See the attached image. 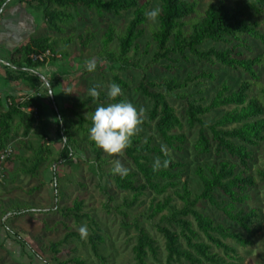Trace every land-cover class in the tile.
<instances>
[{"label": "trees", "instance_id": "16d2710c", "mask_svg": "<svg viewBox=\"0 0 264 264\" xmlns=\"http://www.w3.org/2000/svg\"><path fill=\"white\" fill-rule=\"evenodd\" d=\"M22 3L41 7L43 24L58 37L32 36L7 58L0 56L4 80L15 82L12 92L28 95L21 100L15 95L0 99V164L14 159L19 165L16 171L36 181L31 192L44 185L43 173L51 170L56 203L39 214L54 213L74 223L87 219L92 228H98L83 211L81 199L59 204L63 194L53 164L70 161L79 152L88 158L92 172L123 193L114 210L135 232L130 249L134 264H148L147 256L154 264H242L236 248L228 242L240 248L250 246L248 236L259 220L258 210L247 209L246 203L252 199L256 184L264 183V168L252 167L255 151L264 146V86L259 76L264 65V33L260 30L264 27V0L245 1L243 10L217 0L201 11L194 0H156L152 8L158 9L154 25L148 22L150 0H0V17L11 6ZM79 8L92 11L99 19L123 13L130 17L120 31L111 24L100 33L83 26L73 36L68 28ZM244 10L249 18L244 16ZM74 43L79 54L92 43L96 68L103 64L110 83H118L121 93L110 98L108 87L95 82L83 83L85 92L79 96L61 91V108L52 105V114L55 134L63 144L54 155L39 123L44 119V109L33 95L43 80L34 72L67 56L66 48ZM192 62L205 67L190 68L181 75L149 74L156 66L173 71L180 63ZM215 67L241 72L244 78L234 83L226 78L219 81L211 70ZM130 71L138 73L133 91L148 107L130 143L121 151L131 165L121 174L114 172V167L107 168L109 153L89 138L88 129L97 105L126 100L122 93L127 92L128 82L121 75ZM98 74L106 83L105 73ZM60 77L46 79L49 90L59 84ZM92 86L99 91L97 97L89 95ZM170 100L180 103L181 117ZM184 126L189 130L197 128L192 144L195 156L212 154L214 158L193 167L195 190L187 181L180 183L184 164L169 154L182 152L186 144ZM146 128L152 133L141 131ZM10 142L17 154L7 149ZM157 158L161 164L154 167ZM148 192L152 197L147 208L138 211ZM204 205L231 226L205 215L201 211ZM34 211L29 205L14 203L1 215L15 219ZM158 215L156 229L163 239L164 263L158 262V246L142 224L144 219ZM73 239L84 245L75 231L67 230L60 239L46 244L42 237L35 236L32 240L36 251L31 252L45 264H86L77 256L61 257L62 249ZM87 242L92 254L103 262L99 253L103 239L92 231Z\"/></svg>", "mask_w": 264, "mask_h": 264}, {"label": "rangeland", "instance_id": "374dc122", "mask_svg": "<svg viewBox=\"0 0 264 264\" xmlns=\"http://www.w3.org/2000/svg\"><path fill=\"white\" fill-rule=\"evenodd\" d=\"M10 0H7L9 2ZM198 10H203L208 3L216 2L217 0H194ZM227 6L242 8V4L248 0H220ZM156 5V0H150L149 13ZM73 13V9H69ZM78 15L73 13L74 21L68 28L69 33L73 36L82 31V27L86 26L98 33L103 30L107 24H111L116 30L120 31L129 19V13H123L121 16L112 17L106 15L105 18L99 19L92 11L79 8ZM244 16L249 18V14L244 10ZM148 22L151 25L155 24L154 18L149 17ZM261 32L264 33V27ZM49 36L58 37L54 33L48 31L43 24L42 8L35 7L34 4L27 3L17 4L8 8L0 17V56L8 57L10 52H13L20 45L27 42L32 36ZM148 35H146V40ZM264 50V48H262ZM67 56L59 57L57 62L48 63L42 68L35 70V74L41 76L43 84L40 85L38 93L33 95L38 99L43 106L44 119L39 122L43 129L50 147L54 155L62 147V140L55 134V120L52 114V105L57 109L61 108V91L69 92L73 96H79L84 93V84L88 82H95L102 87H108L110 84L109 75L106 73L104 65L100 64L99 68L88 71L86 63L90 58L95 59L93 54L95 48L90 43L82 53H78L77 45L70 44L67 48ZM5 63V62H3ZM205 67L199 66L195 63L183 64L180 63L179 68L173 71H167L162 66H156L150 71L151 77H160L162 75H181L186 73L190 68L196 69ZM220 81L221 79H228L229 82L234 83L239 79H243L244 75L241 72L229 71L220 67L211 68ZM98 72H104L106 83L101 80ZM60 75V81L53 90H49L46 84V79H52ZM260 81L264 86V65L259 70ZM122 79L128 82V90L122 93L127 101L132 102L137 108L148 107L144 100L139 99L133 91L138 80V73L130 71L128 74H122ZM212 87L215 83H211ZM15 82L11 80H4V72L0 68V99L8 95H15L21 100L23 94L13 93ZM49 92H51L49 94ZM49 98V99H48ZM170 104L175 109L176 114L181 117V105L175 100H170ZM144 133H152L149 129H141ZM183 133L186 137V144L181 153L170 154L174 161H179L184 164V173L180 179V183L187 181L190 188L195 190L196 181L192 175L193 167L196 164L212 161L213 155L195 156L192 150V144L195 140L197 128L187 129L183 127ZM11 152L17 154L18 150L13 148L12 142L7 147ZM27 155V153H23ZM107 168L115 167L116 162L124 168H130V162L121 152L109 153L107 159ZM252 167L264 168V146L258 148L254 154V162ZM88 158L84 154L77 152L70 161L64 163L53 164L54 173L57 182L62 191L63 197L59 201L60 205H68L74 198L83 201V211L94 219L98 224V228H92L87 219H82L78 223H74L71 219H62L59 215L49 213L47 215L39 214V211H46L53 207L56 200L53 198V179L51 170L43 173L44 185L36 192H31V189L36 185V181L32 180L22 173H18V163L11 159L7 163L0 164V264H45L40 258L32 254L31 249L36 246L33 242V237H42L46 244L50 241L60 239L63 234L69 231H75L82 238L83 244L78 243L77 240H71L68 247L62 249V258H69L77 256L84 260L86 264H134L131 254V246L134 244L135 232L129 225L127 220H122V216L114 210V206L121 201L122 192L116 190L110 181L106 178L99 177L95 172H92L88 166ZM53 183V184H52ZM171 190V189H170ZM252 199L246 203V208H255L259 212V220L257 225L252 229L248 239L251 245L247 248L236 247L233 242H228L236 248L238 255L242 258V264H264V183H257L251 191ZM152 197L151 193H147L142 204L138 207V211L147 208L149 199ZM160 199V197H157ZM174 203H178L177 199L173 197ZM14 203L26 204L34 208V214L23 215L15 219H8L10 216L1 215L8 205ZM203 208V206H202ZM204 210L201 211L211 217L216 222L224 223L228 226L221 216L213 209L204 205ZM131 218V216H129ZM158 216L153 219H144L142 224L147 233L155 240L158 246V262L164 263L163 239L157 232L156 226L158 223ZM8 219V220H7ZM84 226L87 229L86 234L80 232V228ZM5 228V229H4ZM11 229V230H10ZM15 229V230H14ZM8 230L10 232H8ZM17 233V237L13 232ZM92 231L99 235L103 242L99 246V253L104 259L99 261L90 251L87 242L88 236ZM72 248L73 250H69ZM39 255H42L39 253ZM47 260L46 255L42 256ZM146 262L154 264L155 262L147 256ZM184 264V263H182Z\"/></svg>", "mask_w": 264, "mask_h": 264}, {"label": "clouds", "instance_id": "9594fccd", "mask_svg": "<svg viewBox=\"0 0 264 264\" xmlns=\"http://www.w3.org/2000/svg\"><path fill=\"white\" fill-rule=\"evenodd\" d=\"M157 14L158 9H153L148 13L151 18H154ZM86 67L88 71L95 70V59L88 60ZM120 93L121 86L118 83L111 82L108 85L107 95L110 98H115ZM89 95L97 97L99 95L97 87L92 86L89 89ZM144 112L145 109L143 107L137 108V106L127 100L99 104L90 117L92 123L88 129L89 138L106 153H119L130 143L133 133L144 119ZM167 163L168 161H163L164 166ZM160 164L161 162L157 158L153 166L159 167ZM113 171L125 174L127 169L117 161ZM80 232L86 234V227L82 226Z\"/></svg>", "mask_w": 264, "mask_h": 264}, {"label": "built area", "instance_id": "2783aa9c", "mask_svg": "<svg viewBox=\"0 0 264 264\" xmlns=\"http://www.w3.org/2000/svg\"><path fill=\"white\" fill-rule=\"evenodd\" d=\"M32 59H36L37 57L36 56H31Z\"/></svg>", "mask_w": 264, "mask_h": 264}]
</instances>
